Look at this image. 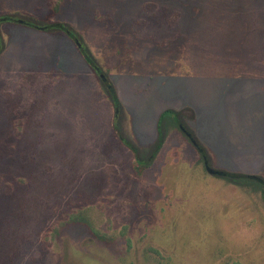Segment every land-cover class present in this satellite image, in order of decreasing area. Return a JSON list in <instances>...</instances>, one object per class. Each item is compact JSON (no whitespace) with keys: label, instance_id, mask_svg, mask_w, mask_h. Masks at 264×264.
I'll return each instance as SVG.
<instances>
[{"label":"rangeland","instance_id":"374dc122","mask_svg":"<svg viewBox=\"0 0 264 264\" xmlns=\"http://www.w3.org/2000/svg\"><path fill=\"white\" fill-rule=\"evenodd\" d=\"M0 264H264V0H0ZM165 140L149 161L163 111ZM151 165L138 173L134 160Z\"/></svg>","mask_w":264,"mask_h":264},{"label":"trees","instance_id":"16d2710c","mask_svg":"<svg viewBox=\"0 0 264 264\" xmlns=\"http://www.w3.org/2000/svg\"><path fill=\"white\" fill-rule=\"evenodd\" d=\"M20 20V19H19ZM13 15H4L0 17V22L3 21H18ZM25 25L37 28V29H42V30H60V31H64L66 32L72 39H74L79 47V51L81 53V55L83 56V58L85 59V61L87 62V64L90 66V68L94 71V73L100 78L102 85L104 86V88L106 89V93L108 94L114 108H115V133L116 135H118L120 142L128 147H130V149L138 155V151L136 146L127 138L125 137L119 128V123H118V118H119V113H120V109H121V102L120 99L116 93L115 87L113 86L112 82L110 81V79L105 75L104 71L102 70V68L100 67L99 63L97 62V60L95 59L94 55L92 54L91 50L84 45L79 36L76 34L75 31H73L68 25H66L65 23L62 22H47V21H32V20H27V19H23V22ZM104 75L108 81V84L106 83V81L103 79ZM180 112L174 109H166L165 111L162 112L159 122H158V138L157 141L155 143V148L154 151L152 152V154L149 156V161L153 158V156H155L157 154V152L160 151V149L163 146L164 140H165V127H164V120L167 117H170L172 120L171 122L175 125H178V118L180 117ZM188 133L193 137V139L195 140V142L192 140L191 136L188 135ZM186 136L188 137L189 141L194 144V146L196 147V149L198 150V152L200 153V159L203 161V163L205 162V158H204V154L207 155L208 160L210 162L209 159V155L206 151V149L202 146V144L197 140V138L194 135V132L188 128H186V132H185ZM151 165V162H143L142 160L136 158L134 160V168L135 170L140 173L142 172L144 169L148 168ZM227 172V174L225 175H218L224 178L229 179L230 181L234 182V183H238V180L241 179H247L249 181H252L254 185L258 186L261 191L263 192L264 195V179L260 176H256V175H246V174H241V173H234V172Z\"/></svg>","mask_w":264,"mask_h":264},{"label":"water","instance_id":"95a60500","mask_svg":"<svg viewBox=\"0 0 264 264\" xmlns=\"http://www.w3.org/2000/svg\"><path fill=\"white\" fill-rule=\"evenodd\" d=\"M20 22H23L22 19L19 20ZM103 76V79L106 81V83L108 84V81L106 79V77L104 75ZM185 130V129H184ZM189 136H191L189 133H188ZM192 140L195 142V140L193 139V137L191 136ZM204 158H205V167L207 169V171L211 174H214V175H225L227 174V172L223 171V170H218L216 168H213L211 165H210V162L208 160V157L206 154H204Z\"/></svg>","mask_w":264,"mask_h":264},{"label":"flooded vegetation","instance_id":"af4514ba","mask_svg":"<svg viewBox=\"0 0 264 264\" xmlns=\"http://www.w3.org/2000/svg\"><path fill=\"white\" fill-rule=\"evenodd\" d=\"M185 129V130H184ZM182 130L184 131V132H186V128L185 127H183L182 126ZM193 146H194V144H192ZM195 147V146H194ZM195 149H196V147H195ZM197 150V149H196ZM198 151V150H197ZM199 153V152H198ZM200 154V153H199ZM211 165V164H210ZM204 166H205V162H204ZM206 168V167H205Z\"/></svg>","mask_w":264,"mask_h":264}]
</instances>
